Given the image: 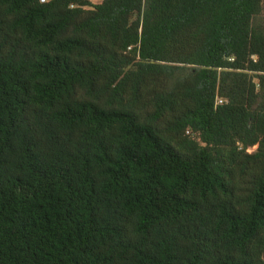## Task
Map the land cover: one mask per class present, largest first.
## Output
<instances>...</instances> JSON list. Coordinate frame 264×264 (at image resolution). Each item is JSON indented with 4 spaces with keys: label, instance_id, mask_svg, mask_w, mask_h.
<instances>
[{
    "label": "trees",
    "instance_id": "1",
    "mask_svg": "<svg viewBox=\"0 0 264 264\" xmlns=\"http://www.w3.org/2000/svg\"><path fill=\"white\" fill-rule=\"evenodd\" d=\"M263 8L0 0V264H264Z\"/></svg>",
    "mask_w": 264,
    "mask_h": 264
},
{
    "label": "rangeland",
    "instance_id": "2",
    "mask_svg": "<svg viewBox=\"0 0 264 264\" xmlns=\"http://www.w3.org/2000/svg\"><path fill=\"white\" fill-rule=\"evenodd\" d=\"M98 0H93V2H97ZM262 14L264 15V8H263V11H262ZM251 150V149H250Z\"/></svg>",
    "mask_w": 264,
    "mask_h": 264
},
{
    "label": "built area",
    "instance_id": "3",
    "mask_svg": "<svg viewBox=\"0 0 264 264\" xmlns=\"http://www.w3.org/2000/svg\"><path fill=\"white\" fill-rule=\"evenodd\" d=\"M40 1H45V0H40ZM218 101H220V100H218ZM250 150V149H249Z\"/></svg>",
    "mask_w": 264,
    "mask_h": 264
}]
</instances>
